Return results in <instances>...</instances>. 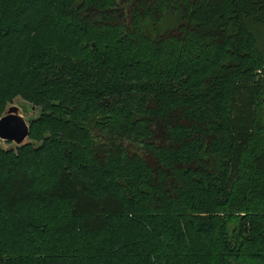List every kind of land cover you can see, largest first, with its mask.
<instances>
[{
    "label": "trees",
    "instance_id": "obj_1",
    "mask_svg": "<svg viewBox=\"0 0 264 264\" xmlns=\"http://www.w3.org/2000/svg\"><path fill=\"white\" fill-rule=\"evenodd\" d=\"M16 97L0 264H264V0H0Z\"/></svg>",
    "mask_w": 264,
    "mask_h": 264
},
{
    "label": "rangeland",
    "instance_id": "obj_2",
    "mask_svg": "<svg viewBox=\"0 0 264 264\" xmlns=\"http://www.w3.org/2000/svg\"><path fill=\"white\" fill-rule=\"evenodd\" d=\"M39 113L40 109L38 107L27 102L21 97L14 98L12 103L5 110L3 116L16 114L20 123L23 125L24 122L27 126L28 134H26L21 140H18L17 138L7 139L0 136V147L4 150L13 149L14 151H17L18 148L31 143L34 148H38V142L29 138V123L31 120L38 117Z\"/></svg>",
    "mask_w": 264,
    "mask_h": 264
},
{
    "label": "water",
    "instance_id": "obj_3",
    "mask_svg": "<svg viewBox=\"0 0 264 264\" xmlns=\"http://www.w3.org/2000/svg\"><path fill=\"white\" fill-rule=\"evenodd\" d=\"M18 119L19 118L16 115H2L0 118V136L7 139L17 138L18 140H21L26 134H28L27 126L23 121L22 125Z\"/></svg>",
    "mask_w": 264,
    "mask_h": 264
},
{
    "label": "bare ground",
    "instance_id": "obj_4",
    "mask_svg": "<svg viewBox=\"0 0 264 264\" xmlns=\"http://www.w3.org/2000/svg\"><path fill=\"white\" fill-rule=\"evenodd\" d=\"M14 115H16V114H14Z\"/></svg>",
    "mask_w": 264,
    "mask_h": 264
}]
</instances>
